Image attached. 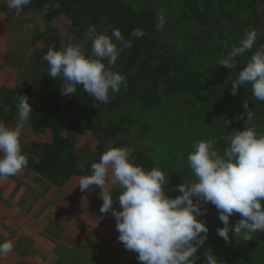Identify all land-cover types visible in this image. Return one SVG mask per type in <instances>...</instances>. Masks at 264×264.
Returning a JSON list of instances; mask_svg holds the SVG:
<instances>
[{
  "label": "trees",
  "instance_id": "trees-1",
  "mask_svg": "<svg viewBox=\"0 0 264 264\" xmlns=\"http://www.w3.org/2000/svg\"><path fill=\"white\" fill-rule=\"evenodd\" d=\"M0 4L8 7L7 0ZM17 13L40 16L41 29L30 38L34 81L0 85V123L15 126L18 97L27 96L33 112L21 142L26 168L50 185L62 187L73 177L91 174V164L106 150L128 147L134 164L159 168L174 179L164 191L175 198L181 195L177 185L195 180L187 156L196 142L212 140L222 154L230 132L253 127L264 135V101L253 96L250 85L231 92L232 80L264 47V0H31ZM161 13L166 22L157 30ZM93 25L96 33H89ZM114 28L131 44L125 47L113 38L120 52L112 67L126 78L127 87L110 92L108 103L90 96L83 85L65 95L68 82L48 75L43 57L49 48L80 44L90 56L95 34L111 36ZM253 29L256 44L237 57L238 67L219 65ZM249 111L253 115L247 123ZM76 140L83 143L80 156ZM201 206L207 212L197 219L209 232L196 264H206L209 254L221 264H264V232L246 240L230 229L226 242L217 234L224 227L218 210L211 203ZM114 208L121 210L118 201ZM240 219L233 214L230 224ZM137 257L134 264H142Z\"/></svg>",
  "mask_w": 264,
  "mask_h": 264
},
{
  "label": "clouds",
  "instance_id": "clouds-1",
  "mask_svg": "<svg viewBox=\"0 0 264 264\" xmlns=\"http://www.w3.org/2000/svg\"><path fill=\"white\" fill-rule=\"evenodd\" d=\"M31 0H7V6L17 12ZM164 14L158 15L156 29L165 24ZM89 33H96L89 26ZM126 42L118 28L111 36L95 34L91 55L82 52L80 44H70L63 49L49 48L43 57L49 67L48 75L63 77L68 86L63 93L74 94L77 85L97 101L108 103L109 94L119 93L127 87L126 78L113 67L117 63L119 48L113 42ZM258 38L257 30L248 31L239 46H233L219 65L230 70L238 67L237 57L253 49ZM106 61V63H105ZM232 95L246 85L251 86L253 96L264 101V47L252 55L251 60L238 72L231 82ZM18 118L14 127L0 123V179L14 177L28 165V157L22 151L21 138L33 112L27 96L19 95L16 105ZM247 113V123L252 119ZM223 153L214 148L212 140L195 143L187 156L188 166L195 180L181 183L176 189L181 195L171 198L164 191L169 176L159 168L145 170L131 159L133 150L128 147H112L106 150L98 162L91 164L92 173L80 178L83 192L90 186L101 188L103 200L100 212L111 214L116 219L118 240L127 250L138 253L142 264H196V255L207 239V224L197 219L206 214L201 202L211 203L218 210V218L224 227L217 229L219 237L230 240V229L236 237L241 234L246 240L254 233L264 232V135L255 128L245 127L224 137ZM111 183L121 191L115 199L122 210L113 207L114 198L107 185ZM238 213L241 219L230 224V216ZM203 234V235H202ZM14 252V242H0V258ZM206 264H221L212 254Z\"/></svg>",
  "mask_w": 264,
  "mask_h": 264
},
{
  "label": "crops",
  "instance_id": "crops-1",
  "mask_svg": "<svg viewBox=\"0 0 264 264\" xmlns=\"http://www.w3.org/2000/svg\"><path fill=\"white\" fill-rule=\"evenodd\" d=\"M78 183L73 177L61 191L26 167L0 179V242H14L0 264H134L138 253L118 240L115 217L100 212L101 192L78 194ZM107 190L114 207L121 190Z\"/></svg>",
  "mask_w": 264,
  "mask_h": 264
},
{
  "label": "rangeland",
  "instance_id": "rangeland-1",
  "mask_svg": "<svg viewBox=\"0 0 264 264\" xmlns=\"http://www.w3.org/2000/svg\"><path fill=\"white\" fill-rule=\"evenodd\" d=\"M1 5L2 4H0V85L32 84L34 77L30 72L32 47L30 38L41 29L40 16L36 13L20 16L15 9H10L8 7L1 9ZM5 126L14 127L10 123H5ZM43 139H45V137H43ZM22 141L23 136L21 138V142ZM74 143L78 155L80 156L83 143L77 140ZM86 162L90 164L92 160L88 159ZM81 177L83 176H79V180ZM174 183V179H169V184L173 185ZM111 186V183H109L107 189ZM60 188L61 191H64V186ZM101 191L99 186H90L88 190L83 192L85 194H93L92 192ZM76 192L78 194L83 193L79 185L76 187ZM76 192H74V195ZM77 198L78 196L73 197V199ZM114 224L116 225V223Z\"/></svg>",
  "mask_w": 264,
  "mask_h": 264
}]
</instances>
